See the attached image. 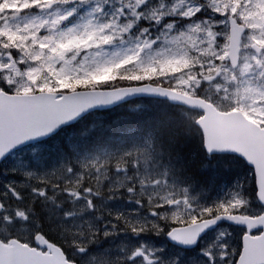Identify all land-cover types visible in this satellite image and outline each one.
Instances as JSON below:
<instances>
[{"label": "snow or ice", "instance_id": "6c2138e0", "mask_svg": "<svg viewBox=\"0 0 264 264\" xmlns=\"http://www.w3.org/2000/svg\"><path fill=\"white\" fill-rule=\"evenodd\" d=\"M0 264H264V0H0Z\"/></svg>", "mask_w": 264, "mask_h": 264}]
</instances>
